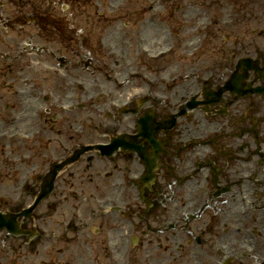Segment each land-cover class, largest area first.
Listing matches in <instances>:
<instances>
[{"label": "flooded vegetation", "instance_id": "obj_1", "mask_svg": "<svg viewBox=\"0 0 264 264\" xmlns=\"http://www.w3.org/2000/svg\"><path fill=\"white\" fill-rule=\"evenodd\" d=\"M148 1L0 0V264L264 257V5Z\"/></svg>", "mask_w": 264, "mask_h": 264}, {"label": "rangeland", "instance_id": "obj_2", "mask_svg": "<svg viewBox=\"0 0 264 264\" xmlns=\"http://www.w3.org/2000/svg\"><path fill=\"white\" fill-rule=\"evenodd\" d=\"M138 1H140V0H138ZM131 2H136V1H131ZM178 2H180V5H181V9L182 10L183 9H194L195 10L194 13L190 16L191 19L200 20L201 17L203 16V14L200 12L202 10V8H196L194 6H189V5H191V4H189V0H179ZM148 3H156V0H149ZM179 15L182 16L183 19H184V16H183V12L182 11L179 13ZM172 41H173V38H169V42H172ZM14 190H15V192H17L16 188H14ZM17 194H18V192H17ZM214 253L215 252H211V254H214ZM203 254H204V252H203ZM208 263L209 262L203 256V258L201 259L200 262L193 261L192 259L188 258L182 264H208Z\"/></svg>", "mask_w": 264, "mask_h": 264}]
</instances>
